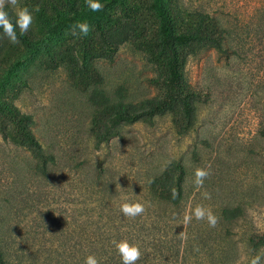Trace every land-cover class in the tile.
<instances>
[{
  "label": "rangeland",
  "instance_id": "obj_1",
  "mask_svg": "<svg viewBox=\"0 0 264 264\" xmlns=\"http://www.w3.org/2000/svg\"><path fill=\"white\" fill-rule=\"evenodd\" d=\"M154 2L120 0L102 29L49 39L34 11L69 13L67 0H18L34 20L18 44L0 34V106L30 117L46 162L3 135L0 112V264H122V240L140 248L137 264H264V0H163L171 31L203 40L179 50L186 86L162 110L171 52ZM116 29L127 39L104 44ZM117 90L152 116L110 126L101 94ZM197 168L210 171L202 188ZM171 170L177 205L153 185ZM126 202L145 213L125 217ZM198 205L216 227L184 222Z\"/></svg>",
  "mask_w": 264,
  "mask_h": 264
},
{
  "label": "trees",
  "instance_id": "obj_2",
  "mask_svg": "<svg viewBox=\"0 0 264 264\" xmlns=\"http://www.w3.org/2000/svg\"><path fill=\"white\" fill-rule=\"evenodd\" d=\"M118 1L120 0H98L100 4L104 5L103 11L99 12L91 11L86 3V0H67L70 9L69 13L56 11L50 15H46L45 11L41 7L34 12L36 13V21L43 22L47 27L46 36L50 39L59 36L64 28L72 27L77 23H88L90 26L102 29V26L108 17V9ZM154 4L156 8L159 9V13H161V36L163 45L171 52V56L167 58L169 75L165 77V80L163 81L167 90L163 99H161L162 110L163 108H167L169 103L173 101L174 98L179 97L181 95L180 90H182L183 85L186 86L184 76L182 72L178 70V67L182 69L185 65L186 59L184 55L180 58L178 57L180 54L179 50H181L182 47H188L191 50V43H200L203 38L198 33H175L171 31L169 19L170 15L164 6L163 0H155ZM5 11L9 13L12 23L15 26L17 19L16 10L10 5H6ZM16 33L17 37H24V35L20 34L18 27H16ZM0 34H4L2 28H0ZM126 39L127 34L124 30L116 29L112 32L110 30L109 33L105 35L103 43L111 46H117L123 43ZM177 89H179V92L175 95V91ZM116 93L117 94L114 96L115 99L113 100L109 99L103 93L101 94L103 99L101 105L108 107V113L114 118V123H111L110 126H118L123 123H133L142 118L144 115L152 116L151 111H139L133 102L122 96L120 91L117 90ZM153 109H159L158 105H154ZM0 112L7 120V123L3 124V127H1L3 135L5 137H9L10 133L17 135L20 140L18 141L19 144L26 147L30 151L32 157L38 160L39 164L42 166L45 165L46 157L40 142L29 129V123L31 121L30 117L25 113H21L13 105L8 104L0 106ZM153 185L158 190L160 197L168 200L171 204L177 205L183 200L184 188L182 187L180 180L177 179L174 171L171 170L162 172L154 179ZM173 190H175L177 194L175 199L173 198ZM1 258L2 253L0 251V260H2ZM72 258L73 255H71V259ZM72 260L71 264H78L77 262H74V259ZM1 262L4 264L3 261Z\"/></svg>",
  "mask_w": 264,
  "mask_h": 264
},
{
  "label": "clouds",
  "instance_id": "obj_3",
  "mask_svg": "<svg viewBox=\"0 0 264 264\" xmlns=\"http://www.w3.org/2000/svg\"><path fill=\"white\" fill-rule=\"evenodd\" d=\"M88 7L93 12L103 11L104 5L100 4L98 0H86ZM10 5L13 8H17L16 11V23L15 26L12 23V20L9 16V13L5 11V6ZM33 14L27 6L18 7V0H0V28L3 29L4 35L9 39L12 44H18L19 40L16 33V27L19 28L20 34H26L31 25L33 24ZM77 29L79 32H77ZM92 27L88 23H77L72 29V35H82L87 36L91 32ZM194 185L197 188H202L204 185L205 179L210 176V171L206 168H197L194 173ZM176 192L173 190V198H176ZM205 199H210L211 196L209 193L205 192ZM120 210L125 217L135 218L137 216H142L145 211V205L139 202L136 203H123L120 206ZM193 217L197 221L207 220L209 227H216L218 223V217H216L211 209H206L203 206L198 205L190 215L184 217L185 223H190ZM115 247L118 251L119 256L121 257L122 264H137V261L141 258L140 248L134 244H130L127 240H122L120 242H115ZM85 264H99V261L94 255H89ZM250 264H261V257L259 255L251 259Z\"/></svg>",
  "mask_w": 264,
  "mask_h": 264
}]
</instances>
